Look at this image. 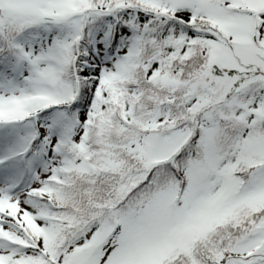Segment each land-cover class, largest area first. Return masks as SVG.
Masks as SVG:
<instances>
[{"label": "snow or ice", "instance_id": "obj_1", "mask_svg": "<svg viewBox=\"0 0 264 264\" xmlns=\"http://www.w3.org/2000/svg\"><path fill=\"white\" fill-rule=\"evenodd\" d=\"M0 264H264V0H0Z\"/></svg>", "mask_w": 264, "mask_h": 264}]
</instances>
